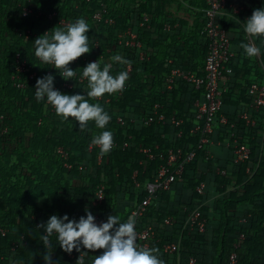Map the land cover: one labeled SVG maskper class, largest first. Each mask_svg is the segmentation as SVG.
<instances>
[{
	"label": "trees",
	"instance_id": "1",
	"mask_svg": "<svg viewBox=\"0 0 264 264\" xmlns=\"http://www.w3.org/2000/svg\"><path fill=\"white\" fill-rule=\"evenodd\" d=\"M104 2L117 10L112 27L97 24L90 17ZM173 2L184 4L183 0H120L121 7L107 0L83 4L81 13L87 15L80 17L89 23L93 49L82 57L96 58L95 45L100 42L106 55L102 62L111 63V57L118 52L133 67L123 95L105 94L110 102L100 103L112 117L107 129L113 132L114 140L111 151L101 156L98 148L90 150L92 135L100 131L93 122L81 132L78 122L64 121L56 113L50 115L46 102L36 100V82L29 84L26 91H19L10 79L18 51L27 53L30 63L37 66L38 78L47 75L46 65L38 63L32 51L36 38L20 39L16 30L42 35L54 29L49 14L58 8L62 16L67 15L65 7L71 1L62 7L60 0H0V116L5 117L4 125L9 128L2 134L0 127V225L9 230L6 236H0V264H44L45 249L33 235L36 226L51 215L68 214L79 219L85 215V206L93 213L95 194L102 184L106 185V200L99 210L105 217L117 214L126 221L147 197V184L158 176L164 162L158 154L166 155L170 148L196 150L197 154L186 166L183 177L170 191H158L137 220L138 231L153 233L148 247L159 250L164 264H232L233 254L237 256L236 264H264V108L250 112L253 126L238 118L253 102L250 87L264 85V44L255 40L262 48L261 55L246 57L240 44L248 40L237 19L245 21L254 9L262 6L261 0H229V13L220 21L231 37L233 74L223 78L230 79L229 87L217 116L216 133L208 145H201L200 135L191 133L197 123L194 101L198 93L192 88H187V93L178 88L169 92L164 87L173 68L204 76L209 45L203 33L207 5L202 0L184 1L189 4L186 12L195 20L191 25L188 20L175 22L168 11ZM23 6L33 13L24 17ZM235 7L240 10L237 14L233 11ZM79 14L74 11L71 16L80 18ZM145 17L150 18L152 28L142 30V48L116 49L118 34L128 28H139ZM167 24L170 30L165 29ZM86 65L72 62L69 67L82 71ZM126 69L127 66L116 63L111 71L116 74ZM55 82L61 84L63 80L57 75ZM83 89L86 85L61 92L86 95ZM156 103H164L167 117L184 119L185 125L174 127L154 122L144 127L141 121L152 117L150 109ZM222 115L229 119L230 124L225 127L219 123ZM120 119L125 125L120 124ZM232 124L235 138L252 150L251 159L245 163H234L230 149L225 146ZM221 140L224 145L218 146ZM59 147L69 152L71 169L64 166L57 154ZM214 147L227 151L225 159ZM146 149L155 158H149L144 153ZM82 165L85 171H81ZM218 169L226 170L227 174L218 173ZM202 183L206 185L203 195L197 191ZM194 209H200L201 220L206 221L203 232L186 227ZM168 219L171 224L166 223ZM22 237L26 243L20 242L21 246L13 251L12 243ZM52 242L58 264H76L78 253L74 251V257L70 258L56 245L55 237ZM169 244H177L178 250L167 253L165 246ZM139 245L145 247L141 241ZM88 251L91 256H99L103 250ZM84 259L89 264V257Z\"/></svg>",
	"mask_w": 264,
	"mask_h": 264
},
{
	"label": "built area",
	"instance_id": "2",
	"mask_svg": "<svg viewBox=\"0 0 264 264\" xmlns=\"http://www.w3.org/2000/svg\"><path fill=\"white\" fill-rule=\"evenodd\" d=\"M31 1V0H29ZM63 2L62 7H65L64 4H67L68 1H71L70 6H66L67 15L62 16L58 10L55 8L48 16L49 20L54 22L55 28L57 26L64 27L68 23L74 22L75 19H78L76 16H71L72 12H80L79 17L82 14L87 15V13H81L83 11V4L88 5L92 4L93 0H60ZM108 3L114 4L116 7H121L119 3L120 0H107ZM206 3L207 7L204 9V20H205V29L204 34L208 37L209 45L208 52L205 59V73L204 76H198L192 72L184 71L181 68H173L171 75L168 79H165V91L172 92L174 89L178 88L179 85H186L188 89L192 88L196 94L198 93L199 97L194 101V109H195V119L197 123L192 127L191 133L200 135V144L208 145L212 143V135L216 133L215 124L217 120L218 114L221 112L224 105V95L229 87V82L224 81L223 78L225 75H232V60L234 57V53L232 52L231 45V37L229 30L221 24V19L228 15L229 13V0H202ZM23 16L27 17L33 13L27 6L22 7ZM114 11V14H112ZM234 13H239V9L235 7L233 9ZM117 10H113L111 5L106 4L105 2L100 4V6L92 11L90 17L97 24L103 25L105 27H112L116 23L115 14ZM63 22V23H62ZM62 23V24H61ZM151 20L148 17H145L139 25V28H128L124 32H120L115 39V48L116 49H124V48H132V49H140L142 48V37H143V29H151ZM171 26L167 24L165 29L170 30ZM47 30L46 32H48ZM16 35L18 38L23 39L24 37H34L40 36L35 34L29 30H16ZM248 43H254L250 38L247 39ZM96 58L89 57H80L76 61L75 64H79L81 62H86L89 64L90 62H95L99 59L101 61H105L106 55L105 51L102 48L100 42H97L95 45ZM2 54V50L0 47V56ZM143 57V56H142ZM259 57V56H258ZM38 63H41L36 59ZM43 64V63H41ZM45 66V64H44ZM50 65H46V74H54L56 69L50 68ZM131 74L133 67L132 65L127 66L126 69ZM39 69L37 66L32 65L30 63V59L27 57V53L18 51L15 54V64H14V73L11 76V81L13 83V87L19 91H26L29 84L35 83L38 79ZM1 83V81H0ZM78 85H87V81L84 79L78 80ZM55 87L59 91L63 90H74L77 87V83L75 81H63L61 84L55 82ZM127 88L125 84L124 89ZM119 96L123 95L122 92L116 93ZM250 95L253 99V102L249 106V109L241 112L239 114V119L243 121L247 126L255 125V122L252 120L250 112H259L262 108H264V85L253 84L250 87ZM95 101L99 103H109V97H100L94 98ZM47 105V104H46ZM49 109V114H55V110L47 105ZM152 117L144 118L141 121V124L144 127H150L154 122H157L162 125H172L174 127H181L185 125V120L180 119L178 117H167V113L164 112L165 104L164 103H156L151 109ZM5 117L3 115L0 116V127L2 128V134H6L9 131V128L4 125ZM121 125H125L123 120H119ZM219 123L222 127L229 125V119L225 116H221ZM43 124V119L39 120V125ZM235 124H232L231 129L228 131L230 133V140L226 142V147L232 151L233 154V162L240 164L249 161L252 157V150L246 144L240 142L239 138H235L234 129ZM183 134V132H182ZM180 135V137L182 136ZM128 146V143L125 144ZM96 146L91 145L90 150L92 151ZM144 153L149 154V158H155L152 156L151 152L146 149ZM57 154L63 160L64 166L68 169L72 168V165L69 163L70 155L69 152L64 147H59L57 149ZM196 150H192L190 152H185L183 149H174L170 148L166 151V155L158 154L162 160L164 161L160 165L158 176L155 181L147 184L146 192L147 197L136 206V208L131 212L132 217L135 220V230L137 233V243L139 241L143 242L145 247L149 246V241L151 240L153 233L150 230H144L142 232L137 229V220L141 218L146 212L147 208L152 204L153 197L158 191H170L172 187L183 177L185 173L186 166L194 161L196 157ZM101 161V157L99 158ZM81 171H85L86 167L81 166ZM218 173L222 175H226V170L218 169ZM137 173H135V177ZM206 185L202 183L197 191L200 194L205 193ZM106 200V185L102 184L98 187L95 200L93 202V206L95 207V211L93 215L96 217L97 223L104 222L107 220L102 213L101 206L104 205ZM167 224H171V220L168 219L166 221ZM206 221L201 220V212L200 209H194L189 213L187 226L189 229L198 228L200 232L204 231ZM9 233L7 227L0 225V236H6ZM20 242L25 244V237H22L20 241H15L12 243V250H17L21 245ZM178 250L177 244H169L165 246V251L169 254L175 253ZM70 258H73L74 255H69ZM232 264H236L237 256L235 254L231 257Z\"/></svg>",
	"mask_w": 264,
	"mask_h": 264
},
{
	"label": "clouds",
	"instance_id": "3",
	"mask_svg": "<svg viewBox=\"0 0 264 264\" xmlns=\"http://www.w3.org/2000/svg\"><path fill=\"white\" fill-rule=\"evenodd\" d=\"M261 4L245 21H237L243 26L246 40L250 38L264 44V0H261ZM90 30L86 18L80 17L64 27L57 26L45 32L32 42L35 58L57 70L56 75L48 74L37 79L34 94L37 101L50 105L62 120L78 122L81 132L85 131L89 122H93L100 131L92 135L90 143L103 156L113 147V132L107 129L112 117L99 102L90 101L105 94L122 92L129 79V72L120 70L112 74V65L119 63L130 66L131 61L117 52L111 57V63L99 59L87 64L82 71L69 67L72 62L92 51ZM240 47L248 58L257 57L262 52V48L255 43H241ZM57 75L65 82L75 81L78 87V80H86V89H83L86 95L59 91L55 87ZM84 212L85 215L79 219L68 214L51 215L36 226L33 235L45 249L42 255L44 264H58L53 256L56 250H52V237H55L56 245L64 253L71 255L75 251L79 254L76 264H85L86 256L89 257V264H164L157 248L141 247L137 243L132 216L122 221L119 215L114 214L109 215L106 221L97 223L88 206H85ZM88 250L103 251L99 256H91Z\"/></svg>",
	"mask_w": 264,
	"mask_h": 264
},
{
	"label": "crops",
	"instance_id": "4",
	"mask_svg": "<svg viewBox=\"0 0 264 264\" xmlns=\"http://www.w3.org/2000/svg\"><path fill=\"white\" fill-rule=\"evenodd\" d=\"M185 0H183V5L179 4L178 2H173L169 7H168V11L172 14L175 22L178 23L179 20H188L190 22L191 25H193L194 23V18L189 15L187 12H186V8L189 7V4L188 3H185L184 2ZM181 8H183V10H181ZM185 10V11H184ZM197 10V8L195 9ZM183 11V12H182ZM178 89H182L183 93H187L188 89L186 87V85H179ZM244 110V108H243ZM214 141V140H213ZM221 145H224L223 144V141L221 140L219 143H218V146H221ZM226 146V145H225ZM216 149V153L218 155H223L224 159L226 157V154L228 155L227 151L226 150H222L220 148H217V147H214ZM229 156L231 158V156H233L232 154V151L230 150L229 152ZM223 165L225 164L224 160H223Z\"/></svg>",
	"mask_w": 264,
	"mask_h": 264
},
{
	"label": "rangeland",
	"instance_id": "5",
	"mask_svg": "<svg viewBox=\"0 0 264 264\" xmlns=\"http://www.w3.org/2000/svg\"><path fill=\"white\" fill-rule=\"evenodd\" d=\"M181 10H183V8H181ZM185 11V10H184ZM183 12V11H182Z\"/></svg>",
	"mask_w": 264,
	"mask_h": 264
}]
</instances>
